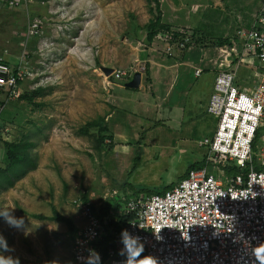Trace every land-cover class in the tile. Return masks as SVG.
Here are the masks:
<instances>
[{"label":"rangeland","instance_id":"obj_1","mask_svg":"<svg viewBox=\"0 0 264 264\" xmlns=\"http://www.w3.org/2000/svg\"><path fill=\"white\" fill-rule=\"evenodd\" d=\"M221 2L42 0L14 10L0 4V55L27 73L20 81L18 99H8L2 91L0 161L4 159L1 141L22 139L36 143L33 153L38 162L13 188L0 193V210H11L24 220L22 227L14 228L0 216V234L8 243L7 249L0 248V255L19 264H76L73 248L86 224L84 204L97 212L107 203L122 202L123 196L146 192L143 188L162 191L192 165H208L219 178H227L222 163H207L209 148L199 144L206 133L196 123L193 129L181 123H160L153 112L143 127H152L145 137L125 145L131 155L113 153L114 143L108 149L109 140L100 139V125L112 106L108 101L111 81L116 71H125L120 78L126 79L144 70L150 25L163 14L171 18L180 6V21L190 10L188 19L194 25L202 16L200 22L222 17L220 31L212 28L216 38L210 42L218 46L228 36L225 26L233 24V13L228 8L220 10ZM186 31L181 30L190 37L191 31ZM164 32L159 24L158 35L166 40ZM183 42L186 47L190 43ZM200 54L197 50L196 56ZM103 66L115 71L108 75ZM263 145L264 117L254 148ZM53 207L72 220L74 230L52 218Z\"/></svg>","mask_w":264,"mask_h":264},{"label":"built area","instance_id":"obj_2","mask_svg":"<svg viewBox=\"0 0 264 264\" xmlns=\"http://www.w3.org/2000/svg\"><path fill=\"white\" fill-rule=\"evenodd\" d=\"M40 1L0 0V4L14 10ZM164 37L172 40L168 33ZM240 39L259 74V82L249 92L237 83L235 70L217 73L207 105L208 114L216 119V128L199 143L209 148L207 163H222L225 169L236 167L240 172L223 179L208 165L192 168L161 193L128 197L122 209L134 217L116 233L114 244L106 250L105 264H122L119 233L124 228L140 237L143 251L138 256L136 239L127 240V249L130 256L144 264H260L264 260V252L257 256L255 251L264 245V145L253 148L264 117V7ZM184 40L190 41L188 34L174 40V44L180 42L184 48ZM125 74L115 72L116 77ZM25 75L20 65L14 68L0 55V89L7 92L8 99L21 96L20 81ZM82 211L86 224L74 243L76 264H84L89 248L103 256V240L109 234L106 221L110 216L101 219L86 204Z\"/></svg>","mask_w":264,"mask_h":264},{"label":"crops","instance_id":"obj_3","mask_svg":"<svg viewBox=\"0 0 264 264\" xmlns=\"http://www.w3.org/2000/svg\"><path fill=\"white\" fill-rule=\"evenodd\" d=\"M221 1L223 8L220 10L226 12L228 8L229 12L233 13V24L225 26L228 35L225 36L227 39L225 44L210 46V42L216 38L212 28L216 27L217 31H220L222 17L221 19L207 17L200 22L205 18L202 16L197 26L188 19L192 11L187 10L186 16L180 21L183 7H176L175 15L167 18L163 14L160 22L174 30L195 31L193 44L181 48L178 44H171L161 35H157L149 44L144 70H139L141 72L139 87L132 88L130 92L124 91L128 88L125 83L131 80L134 74L126 79L120 78L121 76L115 77L111 81L108 101L112 106L106 114L105 123L115 145L113 153L132 154L131 149L125 145L131 144L137 138L145 137L147 129L152 127L147 129L143 127L147 120H150L149 114L153 112L159 115L160 123L168 121L181 123L192 129L196 123L197 128L203 129L206 133L204 137L211 135L216 128V119L208 114L207 105L219 71L235 70L236 81L243 90L250 92L256 87L259 74L252 67L251 58L244 53L240 38L242 32L253 27L257 14L264 7V0ZM193 12L196 13L197 10L194 9ZM197 50L200 51L201 58L196 56ZM2 91L5 90L0 89V102L5 100L1 97L4 94ZM4 106L6 107V103ZM129 126L132 127V131L127 129Z\"/></svg>","mask_w":264,"mask_h":264},{"label":"trees","instance_id":"obj_4","mask_svg":"<svg viewBox=\"0 0 264 264\" xmlns=\"http://www.w3.org/2000/svg\"><path fill=\"white\" fill-rule=\"evenodd\" d=\"M158 20L160 22L159 18ZM158 20L154 21V23L150 25V27L153 28V30L149 31L147 35V40L149 43H152L154 38L158 35L159 24H160V27L165 31L164 33H168L172 36V40H168V42L171 44H174L175 42L174 40H177V38L184 37L187 35V33H183L179 30L172 29L171 26L169 25H166L164 23H159ZM194 37H195V31H192L189 37L190 43H187L188 46L191 45L192 40H195ZM226 40L227 39L221 40L219 44H225ZM87 126H99V124L89 123L87 124ZM83 132H85V130H83ZM100 132H101L100 139L103 142H105L106 140H109L108 149H111L113 140H112L111 134L106 133V132H109V128L106 125V123H104L103 125H100ZM257 136H258V131L254 139L253 148H254ZM1 142H2V147L4 149V159H3V163H1L0 161V193L5 192L10 188H13L17 181L26 177L30 171L35 170L38 166L37 159L33 153V150L36 146V143L34 141L21 139L15 142L14 141H1ZM192 168H200V167H196L195 165H192L190 169ZM188 171L184 175L180 176L179 179L186 176ZM246 171L247 169H244L243 173H245ZM237 172H240L239 168H236V167L226 168V174L228 175H234ZM176 182L166 186V188H164V190L162 191L160 188H157V187L148 188V189L143 188L140 190H146V193H155V192L161 193L168 188H172L176 184ZM127 199H128V196L127 197L123 196L120 199L122 200V202L118 203V201H115L114 203H110V204L107 203L100 209V211H97L101 219L103 216L107 214L110 215V220L106 221V229L109 232L108 238H105L103 240L104 243L102 244V252H103L102 257H103L104 264L106 261V257H105L106 250L109 246L114 244V240L116 239V233L120 230V228H122V226L128 220H131L134 217L133 214L126 213V211L122 209ZM37 217L45 218L42 216H37ZM52 218L54 220L66 222L68 226L70 227V229L74 230L72 220L62 215L61 213H59V211L55 207H53Z\"/></svg>","mask_w":264,"mask_h":264},{"label":"clouds","instance_id":"obj_5","mask_svg":"<svg viewBox=\"0 0 264 264\" xmlns=\"http://www.w3.org/2000/svg\"><path fill=\"white\" fill-rule=\"evenodd\" d=\"M0 216H3L6 222L14 228H20L24 224L23 218H17L11 214V210L5 212L0 210ZM128 239H136L138 241V248L139 252L143 251V245L141 239L138 235L134 233V231L129 230L128 228L121 229L119 233V243L122 247L119 250V254L124 257L122 264H144L143 260L137 261L136 257L130 256L128 249H127V240ZM0 248L7 249L8 243L5 237L0 234ZM256 255L259 256L264 252V245L257 247ZM2 254V253H0ZM84 264H104L102 254L95 248H89L87 250V255L83 257ZM0 264H19V261L13 259L10 256L0 255ZM260 264H264V260L260 261Z\"/></svg>","mask_w":264,"mask_h":264},{"label":"water","instance_id":"obj_6","mask_svg":"<svg viewBox=\"0 0 264 264\" xmlns=\"http://www.w3.org/2000/svg\"><path fill=\"white\" fill-rule=\"evenodd\" d=\"M102 69L108 75H110L114 71V68L112 67L103 66ZM140 82H141V72L136 71L133 77L131 78V80L125 83V86L128 88H138Z\"/></svg>","mask_w":264,"mask_h":264}]
</instances>
